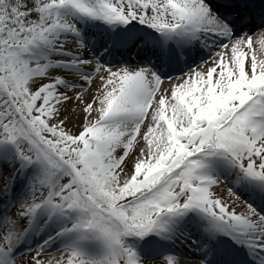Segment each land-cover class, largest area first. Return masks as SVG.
<instances>
[{"label":"snow or ice","instance_id":"snow-or-ice-1","mask_svg":"<svg viewBox=\"0 0 264 264\" xmlns=\"http://www.w3.org/2000/svg\"><path fill=\"white\" fill-rule=\"evenodd\" d=\"M181 261L264 264V0H0V264Z\"/></svg>","mask_w":264,"mask_h":264},{"label":"bare ground","instance_id":"bare-ground-1","mask_svg":"<svg viewBox=\"0 0 264 264\" xmlns=\"http://www.w3.org/2000/svg\"><path fill=\"white\" fill-rule=\"evenodd\" d=\"M218 191H219V190H218ZM224 195H225V197H226V191L224 192ZM178 243H179V242H178ZM183 248H184V247H183ZM179 250L182 251V252H186V251H185V250H186V246H185V250H184V249H182V245H180ZM181 264H184V262L181 261Z\"/></svg>","mask_w":264,"mask_h":264}]
</instances>
